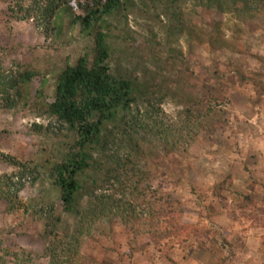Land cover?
Returning a JSON list of instances; mask_svg holds the SVG:
<instances>
[{"label":"trees","instance_id":"16d2710c","mask_svg":"<svg viewBox=\"0 0 264 264\" xmlns=\"http://www.w3.org/2000/svg\"><path fill=\"white\" fill-rule=\"evenodd\" d=\"M9 1L13 20H32L57 39L77 27L84 45L75 60L67 57L62 65L54 66L49 94L43 80L35 88L39 73L34 68L23 65L7 71L0 66V108L10 113L26 111L33 119L46 122H33L27 128V135L35 139L33 159L20 162L0 153V163L13 170L0 175V203L7 215L22 207V218L29 216L41 226L43 251L38 254L11 244L3 227L0 264H84L85 242L95 235L107 237L114 222L132 235L130 254L163 240L178 239L182 244L189 235L204 245L199 237L207 239L205 234L188 231L187 223H180L175 201L151 187L147 159L154 153L184 155L200 132L214 136L224 131L223 92L194 85L184 75L180 69L186 68L187 61L180 39L189 52L200 46L199 37L212 49H233L231 44L247 20H264V0H192L190 10L185 8L187 0H137L136 9L131 0ZM196 7L230 15L231 37L220 22L196 30ZM141 13L147 15L143 18L145 41L156 53H164L167 77L156 68L158 64L153 70L143 57L133 72L116 73L112 67L118 50L129 52L127 60L133 58L130 44L134 40L127 30V18ZM126 43L130 44L125 47ZM235 71L238 79L243 78ZM167 93L184 106L175 125L166 123L155 108ZM230 180L227 176L214 187V197L226 212L230 210L228 200L221 192ZM26 186L34 192L22 205L19 194ZM247 189L256 192L255 183ZM235 210L253 227L264 230V195L259 202L250 194L242 195ZM234 211L229 212L232 218ZM63 216L70 219V225L58 238Z\"/></svg>","mask_w":264,"mask_h":264},{"label":"rangeland","instance_id":"374dc122","mask_svg":"<svg viewBox=\"0 0 264 264\" xmlns=\"http://www.w3.org/2000/svg\"><path fill=\"white\" fill-rule=\"evenodd\" d=\"M131 1L135 9L139 7L137 0ZM9 4V0H0V66L7 71L23 65L34 68L39 73L35 88L41 87L43 80L44 91L49 94L53 89L54 66L62 65L67 57L75 60L84 45L77 27H73L72 32L67 31L65 38H54L44 32L45 27L36 26L32 20L10 18ZM192 6V0H187L185 8L190 10ZM193 16L196 30L220 22L226 36L231 37L230 15L196 7ZM145 17L147 15L141 13L139 16L130 14L127 18V30L134 45L126 43L125 47L130 44L133 58L127 60L129 52L118 50L112 67L116 73L124 69L133 72L136 61L143 57L150 68H160L167 77L164 53H156L145 41ZM242 29L231 44L233 49L224 52L208 47L203 37H199L200 46L189 52L188 45L180 39V50L187 61L186 68L180 69L184 75L194 85L204 84L211 92L221 88L223 92L224 131L214 136L200 132L195 143L186 147L184 155L154 153L147 159L151 187L175 201L180 223H187L186 230L194 229L217 244L200 236V241H204V245H200L189 235L182 244H178V239L163 240L158 246H145L130 254L132 235L114 222L107 237L95 235L85 242L84 264H170L169 259L174 264H264V230L253 227L238 210L234 211L242 195L250 194L257 202L264 195V20H247ZM156 64L159 67L154 68ZM236 69L243 78L238 79ZM169 95L165 94L163 102L155 108L166 123L175 125L184 106ZM33 122L46 123L33 119L26 111L10 113L0 108V153L20 162L33 159L37 150L31 143L35 139L26 133ZM215 138L216 143L213 142ZM12 171L0 163V175ZM227 176H231V180L225 183L221 194L228 200L229 212L234 211L235 218L224 211L214 197V187L224 183ZM252 182L255 183L254 193L247 189ZM33 192L28 186L20 192L22 205H26ZM55 207L59 208L58 204ZM21 211L22 207L19 212L7 215L0 203V228L4 227L9 233L11 244L41 254L44 243L39 235L42 228L31 217L22 218ZM62 222L56 233L58 238L64 235L70 219L63 216Z\"/></svg>","mask_w":264,"mask_h":264}]
</instances>
